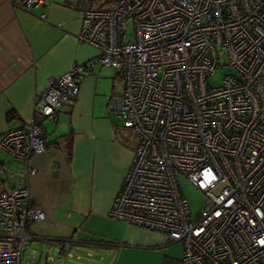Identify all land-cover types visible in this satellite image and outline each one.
<instances>
[{
	"label": "built area",
	"instance_id": "1",
	"mask_svg": "<svg viewBox=\"0 0 264 264\" xmlns=\"http://www.w3.org/2000/svg\"><path fill=\"white\" fill-rule=\"evenodd\" d=\"M76 38L97 55L49 76L34 117L0 132V153L21 164L19 186L0 180V264H24L28 226L44 217L29 185L40 119L73 104L97 63L122 73L108 110L137 138L108 215L180 242L165 264H264V0H105L82 10ZM221 49L232 70L211 86ZM177 173L203 193L195 215Z\"/></svg>",
	"mask_w": 264,
	"mask_h": 264
},
{
	"label": "crops",
	"instance_id": "2",
	"mask_svg": "<svg viewBox=\"0 0 264 264\" xmlns=\"http://www.w3.org/2000/svg\"><path fill=\"white\" fill-rule=\"evenodd\" d=\"M19 1L0 0V132L34 117L33 95L47 86L49 76L98 53L76 38L86 8L80 0H44L32 10ZM122 88L120 70L97 63L80 79L73 104H62L55 121L40 119L46 142L30 158L36 172L30 174L29 185L33 204L44 217L28 226L23 250L32 248L37 258L33 264L40 257L50 258L41 253L42 247L69 256L77 249L95 255L83 264H165L179 259L180 242L170 243L160 232L108 215L137 143L135 134L131 131L130 137L108 110L110 98ZM70 131L68 157L60 138ZM20 172V159L1 152L5 187L19 186Z\"/></svg>",
	"mask_w": 264,
	"mask_h": 264
},
{
	"label": "rangeland",
	"instance_id": "3",
	"mask_svg": "<svg viewBox=\"0 0 264 264\" xmlns=\"http://www.w3.org/2000/svg\"><path fill=\"white\" fill-rule=\"evenodd\" d=\"M104 1L105 0H84V1L80 0L79 3L83 4L84 7H97L99 5H102ZM128 33H130V30H128ZM226 60H227L226 51L225 49H221L219 51L220 65L207 77V81L209 85L217 86L221 84L224 74L232 70L229 66L226 65ZM111 112L113 116L116 118L113 111ZM117 122L121 128H123L126 132H128L130 137L131 136L133 137V133L131 132V130L129 128L124 127L120 119L117 120ZM45 123L46 125L50 124L48 121H46ZM40 124L42 126V123ZM177 180H178L179 188L181 192L184 194L190 206L191 214L195 215L202 205L203 193L199 189H197L190 182V180L187 177H185L184 174L177 173ZM40 251H42L41 253L44 256L49 255L50 258L45 259L44 257L41 259L40 257L38 260V264H83L87 260L89 261L91 259H94L95 257V255L93 254H92L93 257H91L92 255L87 254L85 249H77L76 251H73L70 256L61 253L60 252L61 249L55 250V248L47 249V247H42L40 248ZM22 254H23L22 262L24 264H33L32 261H35L37 259L36 254L32 251V248L26 249ZM37 255L39 256L40 254L37 253ZM33 256L35 257V259Z\"/></svg>",
	"mask_w": 264,
	"mask_h": 264
},
{
	"label": "trees",
	"instance_id": "4",
	"mask_svg": "<svg viewBox=\"0 0 264 264\" xmlns=\"http://www.w3.org/2000/svg\"><path fill=\"white\" fill-rule=\"evenodd\" d=\"M81 1H84V0H81ZM60 139L62 141H64V143H65L64 146H65L66 153H67L68 157H70L71 156V151H72V141H73L72 132L70 131L69 133L64 134Z\"/></svg>",
	"mask_w": 264,
	"mask_h": 264
}]
</instances>
